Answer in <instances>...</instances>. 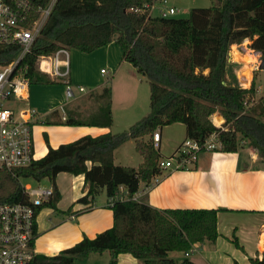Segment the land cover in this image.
<instances>
[{"label": "trees", "instance_id": "trees-1", "mask_svg": "<svg viewBox=\"0 0 264 264\" xmlns=\"http://www.w3.org/2000/svg\"><path fill=\"white\" fill-rule=\"evenodd\" d=\"M153 1L59 0L21 62L30 85H54L37 71L39 57L51 56L60 48L90 54L113 42L122 51L123 60L148 81L150 107L146 117L120 133L87 135L58 147L48 145L45 136L47 152L42 158L16 170V177L0 172V205L19 201L18 179L30 178L46 180L53 190L52 197L36 213L43 206L59 212V173L83 176L86 193L77 203L91 207L102 191L112 201L113 224L109 229L92 239L83 237L57 256L35 255L31 264H74L90 254L105 252L111 258L109 264H116L120 254L142 264H193L187 259H171L169 253L186 255L197 243L216 241L218 210H158L132 199L141 184L147 185L161 173V155L153 147L151 136L164 126L183 124L186 139L199 146L216 135V150L222 153H237L249 144L264 163V106L262 100L254 101L255 84L241 88L226 78L230 47L244 40H250V48L261 54L259 69L264 70V0H211V7L191 9L186 19L148 18L145 12H133ZM47 2L36 0V10ZM18 52L17 46L0 45V66L12 62ZM108 84L100 94L106 106L98 111L99 121L83 124L67 118L54 124L110 128ZM214 113L223 118V129L212 123ZM213 120L220 123L217 116ZM129 140L135 142V152L142 158L136 169L114 164L113 152ZM234 245L239 247L235 240ZM249 263L264 264V253L249 258Z\"/></svg>", "mask_w": 264, "mask_h": 264}, {"label": "crops", "instance_id": "crops-1", "mask_svg": "<svg viewBox=\"0 0 264 264\" xmlns=\"http://www.w3.org/2000/svg\"><path fill=\"white\" fill-rule=\"evenodd\" d=\"M69 52L70 83L74 86H89L91 89H89L88 94H77L76 98L68 103H65L64 86L60 82H55L54 86L38 85L42 88L35 90L32 95L28 93V99L24 102L27 104L26 107L35 108L42 115L32 130L36 160L42 158L47 152L45 136L48 145L58 147L87 135L94 137L108 132L113 134L112 126L102 128L90 125L67 126L54 124V122H64L67 118H71L75 122H81L77 119L80 116V111L75 109L81 106L75 104L73 106L72 102L89 94L96 93V95H99L96 90L99 88L103 90L104 88L102 82L104 75L100 73L101 70H104L102 66L111 71L112 86L115 81L119 80L126 83V80L134 77H137L138 81L144 79L136 73L132 66L128 69L129 73L125 74L122 68L127 62L123 60L120 48L113 42L91 54H84L75 49H70ZM249 52L252 54L249 55ZM249 52H247V57L257 58L255 52ZM245 55L234 52L232 57L235 61L234 59L232 61H234V64L239 65L234 70L238 84L241 88L248 89L253 82V76L256 75L255 72L249 74V81L246 86L241 84L255 61L245 65L244 63L247 60L245 62L242 60ZM232 64L229 65V71L226 68V78L228 80L231 78L230 66ZM127 65L130 64L127 63ZM96 67L99 69H96ZM92 71L95 72L96 77L92 75ZM105 72L107 73L106 70ZM258 88L260 89V86ZM214 116L219 118L220 123L214 122ZM211 119L217 128H220L224 123L223 118L218 113H214ZM176 124L172 127L178 129L176 134L178 135V141H175L177 143L173 146L171 152H174L187 140L185 126L182 124V128L178 125L180 123ZM163 128L157 130L160 134L158 147L160 155L169 154L163 153L161 147L164 148L163 140H170L169 137L174 136L172 129ZM223 128L224 124L220 129ZM148 138L146 137L144 140ZM129 148L131 151H135L133 140H129L115 149L113 152L114 164L136 169L142 163L140 156L131 158L136 162L135 167L123 164L122 161L117 159V155L120 159H124L123 150ZM173 152L169 154V157ZM169 157H165L164 160ZM89 165L88 163L87 166ZM59 177L66 181V184L62 187L61 183H58ZM159 178V182L146 192L144 190L145 185L141 184L137 193L139 202L158 210H218L216 218L218 237L216 241L197 243L194 245L195 251L186 255L177 254L178 258H173L174 260L187 259L193 264H250L249 258L260 257L264 253V165L262 166L258 153L252 146L245 144L237 153H222L218 150L201 151L198 154L196 163L188 170L172 172L165 170L161 172ZM56 187L60 194V200L56 205L59 212L43 206L36 216V237L34 240V253L36 256H57L61 251L80 242L83 237L92 239L98 233L109 229L113 224L112 211L107 206V198L100 200L97 199L98 195L91 207L76 202L86 193L82 175L73 176L69 173H59L56 177ZM102 192L104 194V191ZM68 210H70L68 213H63ZM234 240L239 247L234 245ZM171 254L169 253V258ZM110 261L109 254L105 252L90 254L84 259L76 260L74 264H109ZM116 264H142V261L128 254H120L116 257Z\"/></svg>", "mask_w": 264, "mask_h": 264}, {"label": "built area", "instance_id": "built-area-1", "mask_svg": "<svg viewBox=\"0 0 264 264\" xmlns=\"http://www.w3.org/2000/svg\"><path fill=\"white\" fill-rule=\"evenodd\" d=\"M58 1L48 0L43 8L36 10V0H0V45L19 47V52L13 61L6 66H0V172L9 173L13 177H16V170L28 167L36 160L32 130L42 115L39 110L32 107L21 108L15 114L13 109L5 106V103L27 101L30 81L26 77V67L21 66V62L31 52L33 44ZM156 4L160 6L155 7ZM133 12H145L148 18L167 19L172 18L178 11L173 7H167L166 0H154L150 5H145L143 9H135ZM244 41L231 47L237 45L240 48ZM237 52L240 54L238 49ZM255 53L259 55L258 52ZM260 58L261 56H257L252 64V73L260 70ZM36 67L37 71L47 75L53 82L63 84L66 103L74 100L77 94L85 92L84 87L74 86L69 81L68 49L60 48L51 56L39 57ZM100 73L106 74L105 70H101ZM159 139V132H154L151 141L157 150ZM218 147L216 135L210 136L203 146L185 140L169 158L159 162L158 168L161 172L188 170L196 163L201 151H214ZM160 175L161 173L144 186L145 192L159 182ZM19 185L21 199L15 203L0 205V264H31L35 257L36 209L47 203L53 194L51 186L44 187L40 182L34 187L20 183ZM120 190L122 191L123 188L120 187ZM132 199L137 200V194ZM107 206H112L111 200H108ZM193 251H195L194 246L189 253Z\"/></svg>", "mask_w": 264, "mask_h": 264}, {"label": "rangeland", "instance_id": "rangeland-1", "mask_svg": "<svg viewBox=\"0 0 264 264\" xmlns=\"http://www.w3.org/2000/svg\"><path fill=\"white\" fill-rule=\"evenodd\" d=\"M167 1V7H173L175 8L178 12L172 16L173 18L177 19H186L188 17L189 11L191 9H196V8H209L212 5L211 0H166ZM160 5L156 4L155 7H159ZM157 12V11H156ZM156 12L154 15H156ZM249 42L242 43L240 48L238 46H233L229 50V60H228V65L226 68L229 71V65L230 66V79L231 82L237 81L236 75L234 74V70L237 69V65L234 64L235 59L232 57V54L234 52L240 51V54H246L245 58L242 57V60L245 62L246 60H249V63L252 61H256V57H247V52L253 51L250 48L251 41L248 40ZM247 48V49H246ZM70 51V50H69ZM93 53V52H92ZM91 54V53H90ZM239 54V53H238ZM252 54L249 52V55ZM261 54L259 53V55ZM232 58V59H231ZM234 59V61H232ZM245 59V60H244ZM231 62V63H230ZM253 64V63H252ZM131 65H127V63L124 65L122 68L125 72V74L129 73L128 69L131 68ZM239 66V65H238ZM252 67L249 69V72L251 73ZM96 69H99L96 67ZM102 69L106 70L107 73L102 77V82L104 83L103 87H107L110 83L111 87V99H110V109H111V115H112V132L113 134L123 132L125 130H128L129 127L132 125L136 124L137 122L141 121L144 117H146L149 112H150V107H149V87H148V81L144 78L141 81L137 80V77L135 78H130L126 80V83H122V80L115 81L113 83V86L111 85V71L107 69V67L102 66ZM97 71V70H96ZM256 75L253 76V82L255 84V89H256V94L254 96V100L257 102L259 100H262L263 106H264V71H256ZM92 75L95 76V72L92 71ZM96 77V76H95ZM229 79V80H230ZM228 80V79H227ZM51 84L50 86H52ZM239 85V84H238ZM54 86V85H53ZM240 86V85H239ZM260 86V89L258 88ZM46 87V86H44ZM38 88H42L38 85H30L29 88V93L32 95L35 90ZM85 89V94L89 93V89H91L89 86H84ZM75 93L77 94L76 88H74ZM96 92L99 95H96V93L86 95L83 98L77 99L74 102H72L73 106L75 105H80L81 107H77L78 111H80V116L77 117V119L83 123H91L95 121H99L100 115L98 114V111L100 108H103L106 106V100L100 97V94L102 93V90L99 88L96 90ZM72 101V100H71ZM80 101V103H79ZM70 102V101H69ZM66 103V102H65ZM68 103V102H67ZM27 104L24 102H17V101H12V102H7L5 103V106L10 107L11 109L14 110L15 114L19 112L21 108H25ZM67 109V108H66ZM74 109V110H75ZM212 120V119H211ZM177 124H171L168 126H164L165 128H168L167 130L172 129L174 136L169 137L170 140H163L164 148L161 147V150L163 153H169L171 154V149L173 146L177 143L175 141H178V129H174L172 126H176ZM183 128L182 124H178ZM163 128V127H162ZM180 128V127H179ZM181 128V129H182ZM164 130V128H163ZM124 152V159H120V157L117 155L118 161H122L121 163L126 164V165H133L134 167L136 166V162L134 160H131V158H136L133 156H139L138 154L135 153L134 150H123ZM169 154H162L161 155V161L165 159V157H169ZM139 158V157H138ZM262 163V162H261ZM264 163H262V166ZM260 166V165H259ZM258 166V167H259ZM160 179V178H159ZM19 183L21 185H30L32 187L36 186L37 183L30 178H19ZM58 183H61V187L66 184L65 179H62L61 177L58 178ZM40 185L47 187L49 186L46 180H43L40 182ZM106 198L105 193L101 192L98 196L97 199L104 200ZM85 209V208H84ZM178 253H172L170 255V258H178L177 255Z\"/></svg>", "mask_w": 264, "mask_h": 264}, {"label": "bare ground", "instance_id": "bare-ground-1", "mask_svg": "<svg viewBox=\"0 0 264 264\" xmlns=\"http://www.w3.org/2000/svg\"><path fill=\"white\" fill-rule=\"evenodd\" d=\"M237 60V59H236ZM248 63H249V61H247V62H245L244 64L245 65H248ZM243 67V66H242ZM250 74V72L248 71L247 72V74H246V78L244 79V80H242L243 81V83L241 84V85H243V86H246L247 85V83H248V81H249V75ZM241 79V78H240Z\"/></svg>", "mask_w": 264, "mask_h": 264}]
</instances>
